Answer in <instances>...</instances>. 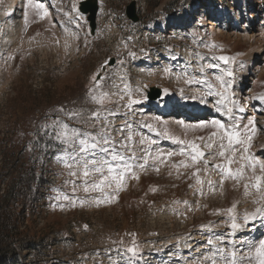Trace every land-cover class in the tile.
Segmentation results:
<instances>
[{"label": "rangeland", "instance_id": "374dc122", "mask_svg": "<svg viewBox=\"0 0 264 264\" xmlns=\"http://www.w3.org/2000/svg\"><path fill=\"white\" fill-rule=\"evenodd\" d=\"M79 1L33 0L45 5L49 18L40 21L34 15L35 10L29 8V24L25 28L23 16L26 0H0L2 159L7 152L17 150L23 144L21 140L17 141L19 131L18 128L13 129L15 121L22 122L30 118L31 113H34V118L42 116L49 103L68 98L71 90H74L70 87L77 88V96H80L82 89L93 87L91 77L101 71L106 60L120 58L119 37H116V41L112 37L106 40L103 39L104 32L97 30L96 40L91 39L89 30L83 26V16L72 19L74 21L67 20L72 12L77 11ZM99 1L122 8L135 1L143 22L159 14L152 26L153 32L147 34L144 31L147 37H140L146 40L148 47L154 38L162 45L172 44V49L177 53L176 61L170 63L161 58L154 68L141 70V65L132 64L138 58L133 56L129 59L132 46H128L123 56L130 62L126 68L127 84L123 83L126 76L118 75L114 68H106L100 74L103 79L95 92L97 98L107 93L103 106L91 99L93 108L85 117L86 123L75 124L59 113L61 119L71 127L97 135L102 132L100 123L106 120L111 137L121 143L127 137L128 130L125 129L123 136L119 130L130 123L133 140L129 144L137 150V155H140L141 136L156 141L152 146L153 152L156 149L178 151L180 145L165 137V130L185 140H195L199 136L207 139L209 133L207 130H185L177 121L195 123L202 119H224L214 107L217 96L207 94L209 91L215 93L223 90L216 80V76H223L225 81L231 82L236 92L240 87L242 89L243 97L238 102L245 110L236 111V115L242 124L255 118L257 131L251 153L264 159V104L257 99L264 96V0H189L186 3L182 0ZM166 7L176 8V11L173 15H164L162 9ZM181 14L187 17L186 25L177 27L176 22ZM243 37H248V40ZM221 55L235 59L223 66L218 59H214ZM248 57L253 60L250 69L245 66ZM209 64L218 67L210 68ZM165 68L169 69L167 73ZM228 72L233 75L228 76ZM132 75L136 82L131 81ZM146 83L159 86L164 94L171 97L170 114L159 116L157 108L164 107V104H152L143 99L140 91L147 89L141 87L147 86ZM129 94L140 101L131 109L126 107ZM193 96L197 98L192 99ZM201 99L207 103H201ZM187 100H194L196 106L207 107L204 116L195 118L185 115L184 111L180 112L181 101ZM157 101L161 102L162 99ZM97 110L100 123L88 120L91 112ZM54 117L50 115L47 123H51ZM156 117L160 119L156 120ZM31 121L27 128H24L25 123H19V128H23L27 134L24 138L30 143L36 141V137H33L35 132L32 131L35 125L33 119ZM44 123L38 124V130ZM145 123L151 124L154 130L144 127ZM196 142L199 143L198 140ZM39 148L44 155V145ZM62 148V145H56V152L49 158L48 164L43 156L37 155L38 144L28 145L33 153V174L36 177L40 175V183L35 180L31 192L40 195L46 204H42L39 211L31 216L29 209H25L23 214L27 218H24L19 230L25 237L45 244L44 252L49 255L45 260L47 264H211V260L205 259V256L212 255V246L207 245L209 238H213L215 243V237H222L225 243L220 247H228L227 241H234L239 247L242 240L258 242L264 238V217L258 216L246 225L243 222L246 213L264 207V201L259 200L255 189L250 188L249 194H245L243 185L247 181L234 186V181L228 179L221 184L220 176L210 170L208 175L201 171L200 176L205 183L199 186L191 178L193 169L181 167L179 173L183 175L178 176V170L171 167V163L184 157L174 156L164 165H157L159 172L154 167L138 170L139 180H127L126 187L117 194L118 199L114 203L98 207L89 203L82 205L80 201L99 197L100 193L83 191L80 172L75 168H65L56 159ZM118 150L123 151L119 147ZM236 159L239 161V154ZM219 162V159L213 161ZM149 164H152L151 160ZM237 166L232 165L233 168ZM200 167L203 168V165ZM70 171H77L78 174L70 175ZM208 179L213 181L212 188L206 183ZM254 200L258 202L253 203ZM185 201L187 204L183 203ZM233 204H236L235 214L242 225L234 236L230 234L228 224L231 221L226 211ZM190 246L192 253L186 252ZM130 247L136 249L135 254L127 252ZM28 253L21 252L27 261L31 259Z\"/></svg>", "mask_w": 264, "mask_h": 264}, {"label": "snow or ice", "instance_id": "6c2138e0", "mask_svg": "<svg viewBox=\"0 0 264 264\" xmlns=\"http://www.w3.org/2000/svg\"><path fill=\"white\" fill-rule=\"evenodd\" d=\"M35 10V17L44 21L49 18V11L43 3L33 2V0H26L24 4V26L27 28L29 24L28 9ZM75 10V9H73ZM67 47V45H66ZM130 56H135V53L130 52ZM12 57H9L11 59ZM219 61L227 64L234 57L221 55L214 57ZM109 65L106 60L101 68ZM208 67L215 68L218 65L209 64ZM164 71L167 73L168 68ZM232 76V72L227 73ZM103 77L100 73H95L91 77L93 87L89 88L91 99L97 105L103 106L107 93H102L99 98L95 94V89L99 88L100 81ZM219 81L220 88L215 93L209 91V96L215 95L219 99L215 100L214 107L216 111L225 119L212 118L202 119L195 123H186L184 121H177L185 130H207L209 135L207 139L204 136H199L195 140H185L170 134L167 130L163 133L169 140H173L180 145L178 151L163 152L159 149L152 150V146L156 144L155 140L148 137L141 136L139 144L140 155H137V150L133 149L129 142L133 140L132 125L130 123L121 127L120 134L123 136L125 129L128 130V135L121 143L111 137L108 129V122L105 120L100 123L99 111H92L88 120L100 123L102 132L100 134H92L85 132L80 128L71 127L69 123L65 122L57 115L51 120V123H44L38 130V135L45 137L47 140L54 141L52 145H62L61 154L57 155L56 159L63 163L65 168L77 169L83 177L85 193H100L99 197H95L88 201H80L84 203L94 204L100 206L102 204H111L118 199V193L126 187V181L129 179L139 180L138 170H147L148 167H154L159 172L157 165H164L171 157L181 156L184 159L178 162H172L171 167L178 170V176L183 175L179 173L181 167L185 169H193L191 178L199 186H203L205 181L201 179L200 173L203 171L205 175L209 174L210 170H214L220 176V183L223 184L225 180L234 181V186L239 185L242 181L244 183L245 194H249V189H255L259 194V200L264 201V159L257 158L251 153V147L254 135L257 131L255 118H251L246 124L241 123V119L237 117L236 111L243 112L245 109L239 106L238 100L235 96H229L228 90L232 87L230 81H225L223 76H216ZM187 82V81H186ZM196 99V96L191 97ZM123 99V97H121ZM262 104H264V96L257 97ZM140 101L133 99L131 94L128 95V102L126 107L132 108V105L138 104ZM201 103L207 101L201 99ZM59 113H62L67 120L76 121L78 123H86L85 115L81 111H71L60 108ZM115 115V113H110ZM159 120V117L155 118ZM144 127L154 130L153 126L145 123ZM111 131H115L112 129ZM199 141L196 142V141ZM38 142V141H37ZM147 145V147H144ZM48 147V145H45ZM118 147L123 149L119 151ZM239 149V152L237 151ZM31 150V149H29ZM206 150V151H205ZM239 154V161L236 157ZM219 159L221 162L213 163ZM152 164H149V161ZM203 165V168L200 165ZM233 164H238L233 168ZM250 171V175L248 172ZM70 175L76 176L77 171H70ZM171 174V173H169ZM208 187H213V181L208 179L206 181ZM155 191V189H152ZM214 190V188H213ZM201 194H203L201 187ZM64 199H68L67 196ZM258 201H253L257 203ZM187 204V202H183ZM63 205H54V207ZM236 204L229 207L227 215L231 221L228 227L231 229V235H235L242 225L238 222L235 214ZM219 212V210H218ZM264 217V207H258L252 213H246L243 216V222L246 225L250 220L257 217ZM85 228L87 226L85 225ZM207 240V245L212 246V255L205 256L206 260H211V264H264V238L259 239L258 242L240 241L239 247L234 241H227L228 247H220L225 241L222 237H215ZM127 252L135 254V248H128Z\"/></svg>", "mask_w": 264, "mask_h": 264}, {"label": "trees", "instance_id": "16d2710c", "mask_svg": "<svg viewBox=\"0 0 264 264\" xmlns=\"http://www.w3.org/2000/svg\"><path fill=\"white\" fill-rule=\"evenodd\" d=\"M179 2V0H177ZM183 3L189 2V0H182ZM197 2H202V0H197ZM176 8L163 9L165 14H172ZM70 95L67 99L54 101L46 106L44 111L41 113L42 116L34 118V113H31L30 118H25L22 122L18 120L14 122L13 129L18 128V138L17 141H22V146L17 150L12 152H7L4 159L0 157V264H47L45 261L49 255L44 252L45 244H39L35 239L31 237H25L22 230L19 227L22 226L24 218L27 216L24 213L25 209H29L30 216L32 213H37L42 204H46L43 198L37 193H32V184L36 182L40 183V175L36 177L33 174L32 158L33 153L28 149V141L24 138L27 134L24 133V129L19 128V123H25L27 128L29 124L35 125L32 129L36 135V141L34 145L38 144V156H43L46 162L49 164V158L56 152L53 141L46 140V151L42 155L39 146H41L43 137L38 135V124L42 121L48 122L50 115L56 117L59 114V109L64 108L71 111H81L84 113L85 117L88 116L89 112L92 110L91 94L89 93V88L81 90L80 96L78 95L77 88L70 87ZM98 89H95V92ZM74 96H77L75 98ZM88 97L87 99L85 98ZM86 101V103H85ZM84 102V104H83ZM52 110V112L50 111ZM51 112V113H49ZM52 113L54 115H52ZM62 116H64L62 114ZM54 117V118H55ZM53 118V119H54ZM75 124L76 121H72ZM38 141V142H37ZM52 153L49 154V151ZM32 165V167H30ZM47 184L49 182L47 179ZM48 191L49 187H48ZM48 246V244H47ZM24 251L30 256V260H26L24 255L21 256V252Z\"/></svg>", "mask_w": 264, "mask_h": 264}, {"label": "water", "instance_id": "95a60500", "mask_svg": "<svg viewBox=\"0 0 264 264\" xmlns=\"http://www.w3.org/2000/svg\"><path fill=\"white\" fill-rule=\"evenodd\" d=\"M97 0H83L79 3V10L83 14H87V20L89 22L90 33L93 34L95 30V17L97 12ZM125 13L128 19L132 22H137L138 16L136 14L135 1H131L125 7ZM114 63V59L109 60V66ZM104 70V68L102 69ZM160 95V89L151 87L148 91L147 97L151 100H155Z\"/></svg>", "mask_w": 264, "mask_h": 264}, {"label": "bare ground", "instance_id": "6f19581e", "mask_svg": "<svg viewBox=\"0 0 264 264\" xmlns=\"http://www.w3.org/2000/svg\"><path fill=\"white\" fill-rule=\"evenodd\" d=\"M186 20H187V17H186V15H184V14H181V15H179V19H178V21L176 22V26L177 27H179V26H185L186 25ZM245 40H248V37H243ZM250 51V50H249ZM257 51H259V50H257ZM250 53V52H249ZM249 56V55H248ZM247 60H248V62H247V64H248V66H247V69H248V67L249 68H251V67H253V64H252V62H253V60H252V57H248L247 58ZM256 67V66H255ZM243 73H244V71H243ZM242 89H241V87L239 88V90H237V92H236V94H235V96H236V99L237 100H241L242 99V97H243V95H242ZM205 114V113H204ZM204 114H203V116H204ZM196 118V117H195ZM198 118V117H197ZM195 137V136H194ZM196 138V137H195ZM169 246V245H168Z\"/></svg>", "mask_w": 264, "mask_h": 264}]
</instances>
